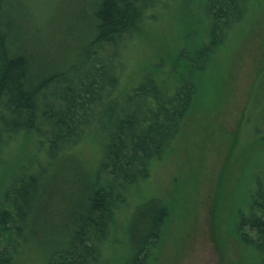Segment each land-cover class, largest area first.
Masks as SVG:
<instances>
[{"label": "trees", "instance_id": "1", "mask_svg": "<svg viewBox=\"0 0 264 264\" xmlns=\"http://www.w3.org/2000/svg\"><path fill=\"white\" fill-rule=\"evenodd\" d=\"M51 7L0 0V264H159L181 196L143 188L202 109V78L229 77L254 22L263 64L248 96L260 94L228 156L231 169L252 166L229 222L214 207L211 227L225 264H264V0ZM164 19L177 32L169 40L157 34ZM143 40L150 53L134 70Z\"/></svg>", "mask_w": 264, "mask_h": 264}, {"label": "rangeland", "instance_id": "2", "mask_svg": "<svg viewBox=\"0 0 264 264\" xmlns=\"http://www.w3.org/2000/svg\"><path fill=\"white\" fill-rule=\"evenodd\" d=\"M57 1L59 0H36L37 8L45 14L52 3L57 4ZM182 6H178V10L171 8L169 18H174V15L176 17ZM168 22L163 20L164 30L161 29L157 34L164 33L163 36L169 40L172 36L169 32H177L173 21ZM256 24H252L241 46L234 50L231 57L234 63L228 69L229 77L218 87H215L214 79L202 78L196 101L202 109L189 116L176 151L157 166L151 185L143 188L147 195L174 199L179 192L181 196L173 206L169 234L159 264H225L223 253L216 246L213 237L212 210L215 207L217 217L221 220L224 216V223L229 222L231 214H234L233 208L239 201L238 191L242 184L239 176L242 173L246 175L252 166L245 169L241 162L234 166L235 169H231L228 156L243 125L244 113L250 112V108L246 109L247 101L254 102L260 94L256 85L254 97L248 96L251 88L253 89L251 79L263 64L257 46L260 34ZM144 32L146 35L149 29L144 28ZM132 48L133 53L131 52L129 59L131 68L136 70L138 62L146 56L148 58L150 48L146 40ZM219 62L225 64L223 56ZM222 69L223 74L227 66L223 65ZM222 78L223 75L221 80ZM192 123L195 129L191 130ZM243 130L240 134L242 138ZM192 133H195V142L191 141ZM242 138L240 139L243 141Z\"/></svg>", "mask_w": 264, "mask_h": 264}]
</instances>
